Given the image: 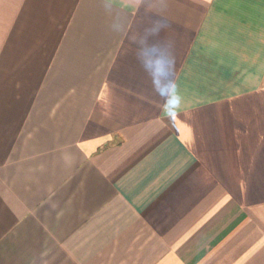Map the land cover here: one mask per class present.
Here are the masks:
<instances>
[{
	"label": "crops",
	"instance_id": "1",
	"mask_svg": "<svg viewBox=\"0 0 264 264\" xmlns=\"http://www.w3.org/2000/svg\"><path fill=\"white\" fill-rule=\"evenodd\" d=\"M0 264H264V0H0Z\"/></svg>",
	"mask_w": 264,
	"mask_h": 264
}]
</instances>
